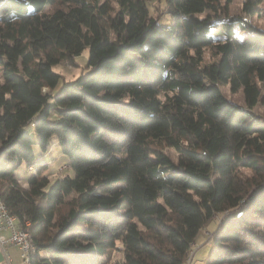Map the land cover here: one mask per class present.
I'll list each match as a JSON object with an SVG mask.
<instances>
[{
  "label": "trees",
  "instance_id": "1",
  "mask_svg": "<svg viewBox=\"0 0 264 264\" xmlns=\"http://www.w3.org/2000/svg\"><path fill=\"white\" fill-rule=\"evenodd\" d=\"M111 1L0 0V196L32 264H183L215 214L205 264H264V29L222 0H163L170 24ZM85 48L65 80L54 65ZM54 138L73 173L46 171Z\"/></svg>",
  "mask_w": 264,
  "mask_h": 264
},
{
  "label": "rangeland",
  "instance_id": "2",
  "mask_svg": "<svg viewBox=\"0 0 264 264\" xmlns=\"http://www.w3.org/2000/svg\"><path fill=\"white\" fill-rule=\"evenodd\" d=\"M112 5L114 7L117 6L115 0H112ZM155 4V15L161 14L163 10L165 11L164 1L163 0H151ZM244 0H222L223 10L230 15H242L243 17H247L248 20L258 28L264 29V0L261 2L260 7L261 10L258 13H254L252 15L247 14L242 11ZM51 8V7H50ZM49 9V8H48ZM162 17L159 21L163 24H170L172 22V18L168 13H162ZM239 32V36L243 37L248 32H250L251 28H241L239 25L236 26ZM89 56V48H85L83 52L75 57V59H64L60 63L54 65V68L57 71H60L65 80H70L81 74L85 71L86 62ZM217 59L214 51L211 48H206L204 54L203 63L211 62ZM220 87L224 93V95L231 99L232 101L246 106L245 97L243 89L232 90L229 83H221ZM252 113H254L257 117L261 119L264 118V103L259 101L253 108H251ZM57 114L56 110L52 111L51 117H55ZM28 132L33 136L34 140L37 139V136L33 130V126L27 127ZM36 153H40L41 150L37 144L34 145ZM167 151L171 156L176 159L177 154L173 148H168ZM49 159V165L47 170L51 177H55L57 174H65V173H73L72 168L69 164V158L67 154L63 153L60 149V146L56 142L54 138L52 141L51 153L46 157ZM242 172L245 174H251L250 169H243ZM30 171L23 163L16 170V174L20 181L23 183H27L28 177L30 175ZM221 219V214H215L209 222L200 230L199 234L196 237V241L192 244L191 250L188 256L185 259L183 264H205V259L207 254L211 249L210 238L212 236V231L216 228L219 220ZM121 257L120 252H113L111 259L107 258L104 260V264H111L115 259H119ZM22 263V259L20 261Z\"/></svg>",
  "mask_w": 264,
  "mask_h": 264
},
{
  "label": "built area",
  "instance_id": "3",
  "mask_svg": "<svg viewBox=\"0 0 264 264\" xmlns=\"http://www.w3.org/2000/svg\"><path fill=\"white\" fill-rule=\"evenodd\" d=\"M26 224H29L28 220ZM8 245H16L19 248L22 259L21 264H32L30 233L27 228L18 226L15 215L10 212L5 201L0 196V250L5 249ZM9 262V257L6 256L4 261H0V264H9Z\"/></svg>",
  "mask_w": 264,
  "mask_h": 264
},
{
  "label": "crops",
  "instance_id": "4",
  "mask_svg": "<svg viewBox=\"0 0 264 264\" xmlns=\"http://www.w3.org/2000/svg\"><path fill=\"white\" fill-rule=\"evenodd\" d=\"M6 256L9 257V264H21L20 250L16 245H8L0 250V261H4Z\"/></svg>",
  "mask_w": 264,
  "mask_h": 264
}]
</instances>
